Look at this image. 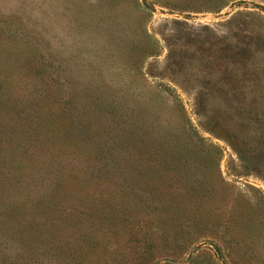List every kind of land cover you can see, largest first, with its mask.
Masks as SVG:
<instances>
[{"label": "rangeland", "instance_id": "374dc122", "mask_svg": "<svg viewBox=\"0 0 264 264\" xmlns=\"http://www.w3.org/2000/svg\"><path fill=\"white\" fill-rule=\"evenodd\" d=\"M246 25L264 28V0H0V73L12 71L15 95L53 77L65 94L97 90L99 101L113 96L119 108L146 109L161 127L178 124L196 144L191 174L200 189H190L186 200L192 209L202 205L200 225L208 230L176 245L174 256L150 250L130 259L136 250L124 246L115 264H264L260 151L240 140L233 142L240 155L233 149L240 125L221 98L242 76L252 79L246 88H264V51L242 75L237 63L236 35ZM107 116L92 110L87 124L114 126ZM110 142L106 135L104 150ZM2 175L0 184L10 187ZM33 193L39 198L0 209V264H71L67 253L94 254L79 246L85 215L66 220L57 206L49 211L43 189Z\"/></svg>", "mask_w": 264, "mask_h": 264}, {"label": "trees", "instance_id": "16d2710c", "mask_svg": "<svg viewBox=\"0 0 264 264\" xmlns=\"http://www.w3.org/2000/svg\"><path fill=\"white\" fill-rule=\"evenodd\" d=\"M243 14L249 17L253 12L237 15ZM236 38L242 75L247 66L257 65L264 51V28L246 25ZM11 72L8 68L0 73V172L11 179L10 187L0 184V209L13 211L28 197L38 199L33 191L43 189L50 212L57 206L66 220L85 215L89 221L78 224L79 246L94 254L86 249L79 257L67 253L65 263L115 264L116 255L126 254L124 246L136 250V255L126 254L130 259L146 257L150 250L174 256L176 245L208 230L200 225L202 205L192 209L186 200L190 189H200L191 174L196 144L188 141V131L178 124L161 127L158 116L146 109L119 108L113 96L99 101L102 93L97 90L65 94L54 88L53 77L46 78L45 87L18 96ZM248 80L252 79L240 77V84L225 90L221 98L226 111L234 109L240 125L230 144L238 155V140L249 144L245 149L260 151L257 166L264 174V88H246ZM95 109L109 114L114 126L90 124L88 117ZM106 135L111 142L104 150ZM261 199L264 202V196ZM159 220L164 226L153 224ZM226 229L225 224L222 237ZM161 233L164 240L157 241Z\"/></svg>", "mask_w": 264, "mask_h": 264}]
</instances>
